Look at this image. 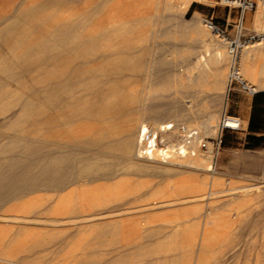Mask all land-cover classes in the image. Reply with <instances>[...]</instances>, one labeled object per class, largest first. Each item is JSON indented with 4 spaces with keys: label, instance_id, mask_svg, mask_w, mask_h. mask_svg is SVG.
Instances as JSON below:
<instances>
[{
    "label": "rangeland",
    "instance_id": "374dc122",
    "mask_svg": "<svg viewBox=\"0 0 264 264\" xmlns=\"http://www.w3.org/2000/svg\"><path fill=\"white\" fill-rule=\"evenodd\" d=\"M181 11L176 2L166 0H0V120L3 114L8 120L2 129L9 133H22L25 128L36 131L37 115L32 119L21 117L29 105L22 98L33 96L40 83L55 82L54 74L60 66L72 67L77 63L63 52L66 41L58 35L68 30L72 36L79 26L75 22H79L82 27L77 30L78 35H103L94 44V50L121 42L124 47H136L138 54L144 56L140 64L142 71L127 72L130 76L124 88L128 94L127 112L110 122L111 125L116 123L118 129L132 125L135 130L132 139H135L140 131L150 133L158 123L170 122L174 127L165 133L159 131L156 136L157 147L165 151L172 144L176 148L183 139L175 128L200 129L203 140L190 158L177 160L168 152L163 160L157 151L148 171L133 172L128 164L121 162L120 175L108 182L120 181V184L105 197L103 206L92 209L102 213V219L95 222L100 226L97 236V227L79 229L68 224L43 223L41 220L53 216L68 217L52 212L57 199L53 192H35L3 202L0 264H76L78 256L115 264H264V137L258 146H253L247 130L242 129L243 122L229 116L231 98L250 99L254 95L229 85L227 38L205 26L206 20H211L226 27L229 35L238 12L219 0H191L187 9ZM256 14L257 11L249 12L244 25L248 30L263 31L254 24ZM56 26H62V30H56ZM195 27L206 32L207 43L213 40L226 51L216 89H212L211 82L215 70L204 66L211 47L206 46ZM44 39L50 42L49 48L40 45ZM259 49L264 52V44L245 47L239 60L244 78L255 86L264 76ZM18 55L22 59L20 63L16 61ZM91 64L105 67L107 62L99 60ZM42 76L49 79L41 80ZM162 79L169 92L166 96L158 88ZM256 88L264 99V87ZM148 89L154 96L146 100ZM151 103L166 110L149 117L147 107ZM14 107L17 114L9 115L7 110ZM45 113L53 116L52 110ZM230 117L239 122L238 127H221L223 118ZM138 121L140 126L136 124ZM49 125L46 132L51 138L53 128ZM88 128L83 132L88 134ZM30 135L40 137L42 133ZM103 160L114 162L112 158ZM199 195L206 196L199 199ZM71 200L75 202V197ZM103 200L100 196L91 202L93 205ZM123 225L125 233L121 230ZM32 231L46 232L44 235L55 239L27 258V253L20 251L26 234ZM152 232L154 235L149 237ZM84 239L91 245L82 247Z\"/></svg>",
    "mask_w": 264,
    "mask_h": 264
},
{
    "label": "bare ground",
    "instance_id": "6f19581e",
    "mask_svg": "<svg viewBox=\"0 0 264 264\" xmlns=\"http://www.w3.org/2000/svg\"><path fill=\"white\" fill-rule=\"evenodd\" d=\"M166 1H168V3L176 2L182 11H185L191 2V0ZM258 8L256 10L257 14L255 16L254 24L257 23V26H260V30L263 28L264 31L263 7L259 5ZM78 23L79 22H75V24L79 26L73 30L72 36L70 31L69 33L67 32V28L65 29L67 31H60V34L58 35L60 40L62 39L66 41L64 48L65 51L63 50V52L73 58V61H77V63L75 62L72 67L60 66L56 69L54 74V77L56 78L55 82L40 83V86L32 92L33 96H26L24 97V100L22 98L23 103L29 105L27 107L28 109L26 108V113L21 115V117L32 119L37 115L38 123L36 125V131H29L25 128L22 133H9L7 130L1 128V126L3 127L7 125V116L3 114L2 120H0V205L5 201L24 198L35 192H53L57 199L53 205L52 212H54L56 216L65 215L68 217L63 219L53 216L41 220L43 223L53 224L55 226L68 224L72 227H79V229H91L92 227L100 228L95 222L102 219L101 212H92L93 207L103 206L105 204V197L108 196L111 190L115 189L120 184V181L112 183L108 182H111L120 175L118 165L121 162L126 163V165L128 164L133 172L148 171L151 170L149 166L150 160L156 157L157 151V153L160 151V157L163 160L167 157L168 152H172L177 160H181L183 157L190 158L189 156L194 155L195 150L200 148L203 140L201 141V135L199 134L200 129L195 130L185 126L175 128L176 131L181 134L183 139L180 143L177 142L178 144H176V148L173 146L174 144H172V146L169 147V151H165L157 147L156 136L159 131L165 133L172 129L174 126L170 124V122L158 123L156 126L154 125L155 127L152 126L154 128L150 133L145 130V132L140 131L137 133L135 139H132V134H134L133 132L135 131L132 125H126L122 129H118L116 123L111 125L110 122L116 119L119 115L126 114L127 112L128 107L126 99L128 94L124 90L130 79L127 72L135 70L139 73L141 70L140 64L143 62L144 56L138 54L139 49L137 50L136 47H124V44L121 42L109 45L103 49L94 50V44L98 39L102 38L103 35L80 36L76 32L82 27V25ZM196 28L197 34L202 38L206 46L211 47V49L209 48L211 51L205 59L204 66L205 69L213 68L215 70L212 74L211 82L212 89H216L221 78V71L219 72V69L223 64L226 51L224 52V49H221L220 44L213 40H209V43H207L206 32L201 29L202 27H195V29ZM55 29L62 30V26H56ZM111 30L113 29L108 31ZM40 42L42 47H50V42L48 40L44 39ZM248 46L249 45L245 47ZM245 47H243V49ZM257 52L258 58L261 60L259 63H261L262 66V74H264V52L260 49ZM0 55H2V53H0ZM227 55L230 58L228 51ZM111 57H113V59H109ZM99 60H106L107 64L105 67L100 65H90V63ZM145 60H147L146 57ZM16 61L19 63L22 62L19 55L16 57ZM134 66L136 67L135 69ZM86 67L87 69H85ZM148 69V71H151L150 67ZM10 75L13 76L12 74ZM148 75L147 77H149ZM97 77H103L104 80L103 78L102 80L94 79ZM261 77L260 81L258 80V86L252 84L256 90V87H264V76ZM45 79H49V76H42L41 80ZM158 88L162 91V96L169 94L164 79L159 82ZM145 95L146 98H144L146 100L154 96L150 89H148V92L147 94L145 93ZM159 106L160 105L155 103L148 105L147 113L149 117H155L160 111L166 110V108L161 110ZM141 107L143 108L144 105ZM15 108L16 107L7 110L9 115L10 113L17 114L18 110L14 111ZM47 110H52L53 116L46 114L45 112H47ZM136 117H138V115ZM207 120H209V118ZM97 122H101V125H99L100 123L97 125ZM139 122L140 121L136 124H139ZM49 124H51V127L53 128V135H51V138L46 132L50 127ZM88 125L90 126L89 128ZM238 125L239 122L235 118L230 117L228 119L223 118L221 127H238ZM136 126L139 128L140 124L139 126ZM137 127L135 128L138 129ZM87 128L89 132L88 134L83 132ZM34 132L39 134L42 133V135L40 137L34 135L31 136L30 133ZM105 158H112L111 162H113V160L114 162L105 163L103 160ZM78 185H80V187ZM100 196L104 197V202L92 205L93 202H91V199L94 200ZM199 196L200 199L206 195ZM74 197L75 202L72 203L71 199ZM66 200H69L70 202H66ZM197 200L198 199L196 198V201ZM192 201L194 200L192 199ZM5 218L14 219V217L11 216H5ZM230 218L231 217H229L228 222L231 221ZM125 222H123V224ZM123 226L121 227L123 229H120L124 232L125 225ZM99 228L98 231H96L97 234L95 233L96 236L99 233ZM45 233L46 232L40 231L33 233L32 231V233L26 234L24 238L25 244H23V249L20 252H24V254L27 253L25 256L28 258L36 251H40L51 242H54L55 238L49 237V235L46 236L44 235ZM124 233H122V231L120 232L122 236L125 235ZM153 235L154 232H152L149 237ZM60 238H62V236ZM19 240L20 239H18V241ZM80 245L86 247L91 244L88 239H84ZM119 258H116L117 261ZM86 259L87 258H84V256H78L75 259V263L115 264L114 261H103L98 258Z\"/></svg>",
    "mask_w": 264,
    "mask_h": 264
},
{
    "label": "built area",
    "instance_id": "2783aa9c",
    "mask_svg": "<svg viewBox=\"0 0 264 264\" xmlns=\"http://www.w3.org/2000/svg\"><path fill=\"white\" fill-rule=\"evenodd\" d=\"M226 6L235 8L238 12V16L234 24L232 25V33L227 34L226 27L223 28L211 20H206L207 27L215 34L227 38V48L230 55V66L228 73L229 85H235L241 90L251 96L257 93L255 87L249 83L242 75L240 69V52L243 47L253 44H264V31L248 30L245 27L246 15L249 12H255L259 5L263 7L264 12V0H219ZM264 19V13H263ZM223 127V126H222ZM227 127V126H226ZM236 128V127H231Z\"/></svg>",
    "mask_w": 264,
    "mask_h": 264
},
{
    "label": "trees",
    "instance_id": "16d2710c",
    "mask_svg": "<svg viewBox=\"0 0 264 264\" xmlns=\"http://www.w3.org/2000/svg\"><path fill=\"white\" fill-rule=\"evenodd\" d=\"M263 94L257 92L254 94L253 98V107L250 117V122L248 126V130L250 132H263L264 131V99H262ZM262 136H255L249 134L247 138L254 143L253 146H258V142L263 140ZM223 141V140H222Z\"/></svg>",
    "mask_w": 264,
    "mask_h": 264
},
{
    "label": "crops",
    "instance_id": "0c3cea01",
    "mask_svg": "<svg viewBox=\"0 0 264 264\" xmlns=\"http://www.w3.org/2000/svg\"><path fill=\"white\" fill-rule=\"evenodd\" d=\"M253 98H242V100H239L238 98H231L229 100V116L237 117L243 122L244 127L242 129L247 130V135L252 134L255 136H262V132H250L248 130L253 107Z\"/></svg>",
    "mask_w": 264,
    "mask_h": 264
}]
</instances>
